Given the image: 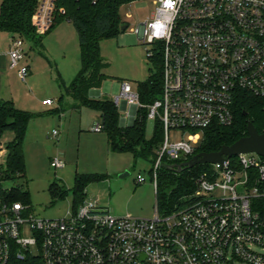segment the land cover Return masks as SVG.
Masks as SVG:
<instances>
[{"label":"built area","instance_id":"1","mask_svg":"<svg viewBox=\"0 0 264 264\" xmlns=\"http://www.w3.org/2000/svg\"><path fill=\"white\" fill-rule=\"evenodd\" d=\"M155 3L151 17L134 32L151 45L150 57L162 58L161 92L143 103L138 89L124 82L113 101L119 108L126 102L125 125L140 108L162 125L152 167L157 192L164 164H179L193 154L205 128L234 121L242 91L264 96V0ZM56 11V0H38V32L51 28ZM8 53L11 67L26 81L25 40L14 38ZM102 130L101 121L91 126L93 132ZM171 131L182 138L173 140ZM7 155L0 137V264L36 255L32 246L41 264H264V159L255 152L213 163L193 193L164 213L157 205L152 218L116 216L98 199L62 218L36 216L30 205L7 199ZM64 165L51 160L54 168ZM145 181L139 173L137 182Z\"/></svg>","mask_w":264,"mask_h":264},{"label":"rangeland","instance_id":"2","mask_svg":"<svg viewBox=\"0 0 264 264\" xmlns=\"http://www.w3.org/2000/svg\"><path fill=\"white\" fill-rule=\"evenodd\" d=\"M1 4L2 0L0 11ZM155 9V0H135L121 6L120 16L128 25L127 29L101 42L102 55L109 63L105 69L107 76L98 88L101 97L113 100L121 93L124 82H130L135 90L155 71L147 51L151 45L144 44L143 37L134 32ZM59 24L55 25L57 32L52 31L54 27L45 34L43 47L35 46L32 40L25 41L27 53L23 61L31 64L26 81L16 71L0 80V95L13 100L17 108L31 116L22 144L24 175L15 174L5 184L28 192L30 210L36 216L62 218L74 205L76 174H102L106 175L105 179L92 181L84 187L85 201L98 199L100 206L109 208L116 216L152 218L157 207L152 174L154 152L137 155L131 150H113L109 147L106 131H90L91 125L102 121L100 112L87 105L77 106L61 85L71 84L80 70L78 34L73 24L66 21ZM45 98L53 99V106H44ZM119 112L120 119L127 114V110L121 108ZM155 122L154 119L146 121L147 140L154 137ZM124 126H129L128 122ZM2 138L10 142L14 133L6 131ZM171 138L182 136L171 131ZM55 158L63 160L65 165L52 167L51 160ZM125 172L128 174L121 176ZM167 172L165 168L160 170L158 182ZM139 173L145 176V182H137ZM53 182L66 190L64 196L50 192ZM168 184H159L161 193L172 188ZM163 208H159L162 213L166 210ZM32 252L38 255L37 246H32Z\"/></svg>","mask_w":264,"mask_h":264},{"label":"trees","instance_id":"3","mask_svg":"<svg viewBox=\"0 0 264 264\" xmlns=\"http://www.w3.org/2000/svg\"><path fill=\"white\" fill-rule=\"evenodd\" d=\"M135 0H56V17L54 26L67 20L77 30L80 45L81 67L71 84L64 86L67 95L71 96L77 106L87 105L97 109L102 117L103 130L107 132L109 147L113 150H131L138 154L154 152L163 139V128L159 121L155 122L154 137L146 139V121L148 109L140 108L133 125H120V112L115 102L108 97H93L91 91L102 86L106 78L105 69L109 66L102 55L101 42L104 39L117 37L125 24L120 16L122 5ZM38 0H2L0 11V31H7L13 37L32 40L35 46L43 47V38L47 32L40 33L35 25ZM63 10V11H62ZM128 27V25H127ZM127 29V28H126ZM125 29V30H126ZM145 44V43H144ZM150 57V56H149ZM155 71H152L146 81L140 82L138 92L143 103L153 102L161 92L162 58L150 57ZM62 98V97H61ZM31 116L25 110L17 108L11 99L0 98V137L6 131H12L14 138L7 143L8 155L4 178L9 180L14 175H24L25 164L22 144L25 139ZM251 121L260 133L264 132V96L242 91L234 106V121L230 125L214 123L205 128L193 154L181 163L191 159L199 152L218 151L223 145H231L239 138L247 135V125ZM264 159V157H263ZM159 179L156 192L157 205L161 209H174L185 196L197 188V180L204 172L212 171V164H198L194 167H184L180 172L167 169ZM102 174H76L73 188L74 205L76 209L84 200V187L96 180L105 179ZM166 178V182L165 179ZM168 184L172 188L161 193L159 184ZM50 192L53 195L64 196L66 190L57 183H51ZM8 200L22 201L29 204V194L18 186L11 187ZM31 207V206H30ZM8 264H41L39 255H31L24 259L13 257Z\"/></svg>","mask_w":264,"mask_h":264},{"label":"water","instance_id":"4","mask_svg":"<svg viewBox=\"0 0 264 264\" xmlns=\"http://www.w3.org/2000/svg\"><path fill=\"white\" fill-rule=\"evenodd\" d=\"M127 25L122 26V30H125ZM127 105L124 101L121 105V109H126ZM134 119H132L128 125H133ZM120 125L124 126L123 119H120ZM255 152L260 156L264 157V132L260 133L255 125L249 121L247 125V135L239 138L231 145H223L220 150L212 152H199L195 154L191 159L179 163V164H164L166 169H173L175 171H182L184 167H194L198 164L204 163H220L223 164L224 161L230 157L237 156L241 153ZM128 174V172L123 173L121 176Z\"/></svg>","mask_w":264,"mask_h":264},{"label":"crops","instance_id":"5","mask_svg":"<svg viewBox=\"0 0 264 264\" xmlns=\"http://www.w3.org/2000/svg\"><path fill=\"white\" fill-rule=\"evenodd\" d=\"M68 22V24L69 23H71V22H69V21H67V20H63V21H61L62 23L63 22ZM60 22V24H59V26H61L62 25V23ZM72 24V23H71ZM58 26V27H59ZM68 26V25H67ZM55 27V26H54ZM76 28V27H75ZM53 29V28H52ZM51 29V30H52ZM50 30V31H51ZM49 31V32H50ZM52 31H54V32H57L58 31V29H57V27H55ZM47 32V31H46ZM70 32H72L71 31V29H70ZM74 32V31H73ZM53 33V32H52ZM75 33H77V30L75 31ZM74 33V34H75ZM78 34V33H77ZM14 38L15 37H13L12 36V34L11 33H9V32H7V31H0V80H1V78L2 79H7V77L12 73V71H16L17 73H18V67H11V60H10V56H9V50H10V48H11V46H12V42H13V40H14ZM27 39H25V41H26ZM79 47H80V45H79ZM25 52H26V48H25ZM27 53V52H26ZM21 64H27V65H29V67H30V71H29V74L31 73V64L29 63V62H25V61H22V63ZM26 80H27V78H26ZM91 96H93V97H101V92H100V90H98V89H93L92 91H91V94H90ZM0 98H3V99H10V98H7L6 96H4V95H0ZM45 99H48V98H45ZM44 99V100H45ZM43 100V101H44ZM44 104V103H43ZM53 104H54V100H53V103L52 104H44V106H53ZM123 110H125V109H123ZM92 126V125H91ZM91 126H90V131H91Z\"/></svg>","mask_w":264,"mask_h":264}]
</instances>
